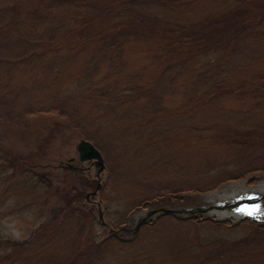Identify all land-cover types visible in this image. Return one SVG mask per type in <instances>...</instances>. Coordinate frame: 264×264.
Wrapping results in <instances>:
<instances>
[{"label":"rangeland","instance_id":"obj_1","mask_svg":"<svg viewBox=\"0 0 264 264\" xmlns=\"http://www.w3.org/2000/svg\"><path fill=\"white\" fill-rule=\"evenodd\" d=\"M48 1L0 0V264H229L235 256L264 264V236L224 205L242 190L264 199V142L244 149L225 140L237 129H264V90L247 91V79L264 74V0H135L156 23L200 25L242 11L247 22L193 55L223 65L227 86L240 82L245 93L195 100L190 83L155 84L153 39L137 36L123 49L120 75L97 83L134 86L139 76L122 104L100 90L87 95L85 53L46 50L57 43L38 49L39 36L55 34L44 24ZM9 5L17 15L6 14ZM24 17L40 33L26 32ZM50 61L61 63L53 69ZM171 61L177 79L188 75ZM81 139L101 154L98 178L91 161H77ZM106 234L118 241L103 244Z\"/></svg>","mask_w":264,"mask_h":264},{"label":"trees","instance_id":"obj_2","mask_svg":"<svg viewBox=\"0 0 264 264\" xmlns=\"http://www.w3.org/2000/svg\"><path fill=\"white\" fill-rule=\"evenodd\" d=\"M168 1H177V4H179L181 1L187 0ZM70 2L71 0H49L48 4H44L47 6V11L53 9L51 16L49 15L44 19V24L47 26L46 31L48 32L54 27L55 34L50 41L37 34L39 37L35 44L38 45L39 50L40 48L44 50V45L50 43L59 44V46L53 48L46 47V50H53L56 56L60 57L61 55L58 52L65 50L85 53L86 59L81 65L79 78H84L87 83L85 89L87 95L100 90L101 94L113 96L116 103L119 102L120 104L124 103L125 99L130 97V95H135V90H139V86L136 83L139 76L132 77V81L135 83L133 84L134 86L126 83L127 81L125 80L119 82L120 78H112L114 82H119L114 86L104 85L106 87H101L102 85L97 86V83L109 76L120 75L123 63L121 60L123 49L130 39H136L137 36L147 41L153 39L150 50L156 67L154 80H152L155 84L160 81H169L176 82L183 87L190 83L193 86L195 95H199L195 100H201L202 97L209 100L221 94L238 96L245 93V91L241 92V90L245 89H243V85L240 82H231V85L227 86V78L230 72L223 65L212 61L199 63V61L195 60L196 56L193 55L205 45L225 41L228 34H232L237 27L247 22L248 18H243L242 11L236 12V10H232V13H228V17L224 13L214 18L207 17L200 25L188 22H171L169 20L156 23L150 17V15L156 16V14L148 13L145 10V5L142 4L143 7H140L135 4V0H85L84 4H69ZM159 3H162V0H159ZM15 8L10 5L6 6V14L11 9L12 13L17 15ZM27 14L36 15V11L27 10L25 15ZM22 19L25 20L24 26L29 28L26 32L37 31L40 33V30L33 28L32 22L30 27H28L29 23H27L25 17ZM47 19L48 22H46ZM148 21L154 23H149ZM60 22L63 23L60 25L58 24ZM63 43L67 45H63ZM37 56L42 55L34 53V58ZM67 59L69 58L66 55L64 60L67 61ZM170 59H172L171 62H177V67L180 70L187 69L188 75L186 74L185 77L177 79L176 72L178 71L176 70L172 73L168 70ZM50 62L53 69L61 63ZM104 65H108L109 69H105L104 72L97 75L100 66ZM247 82L250 87L247 91L253 93V97L260 96L259 92L264 90V74H256L247 79ZM120 83L125 84L121 86ZM117 105L115 104L111 110H114ZM106 107L111 106L107 105ZM123 110L120 105L116 114L120 115ZM254 131L257 130L252 127L237 129L236 133L233 132L229 134L227 139H224L230 142L236 140V145L244 149L256 148L264 142V129L259 130L257 133H253ZM222 139L219 137L218 140L221 141ZM261 170L264 171V169ZM110 226L112 227L113 225L110 224ZM254 227L264 236L263 227ZM109 239L118 241L115 236L106 234L104 239H102L103 244ZM120 242L125 243L123 240ZM226 261L229 264H244L242 256L228 258Z\"/></svg>","mask_w":264,"mask_h":264},{"label":"water","instance_id":"obj_3","mask_svg":"<svg viewBox=\"0 0 264 264\" xmlns=\"http://www.w3.org/2000/svg\"><path fill=\"white\" fill-rule=\"evenodd\" d=\"M77 151V160L79 162L91 161L92 165L96 168V177L98 178L99 173L103 170L104 165L100 152L87 140L81 139L76 144ZM71 161L73 159H70ZM67 168H75L72 164H68ZM99 188L97 183L95 190L90 192V195L94 194L95 191ZM88 197V194L85 195V198ZM98 217L101 218V213L99 205L97 204Z\"/></svg>","mask_w":264,"mask_h":264},{"label":"bare ground","instance_id":"obj_4","mask_svg":"<svg viewBox=\"0 0 264 264\" xmlns=\"http://www.w3.org/2000/svg\"><path fill=\"white\" fill-rule=\"evenodd\" d=\"M90 162V161H89ZM175 219V218H174ZM178 219V218H177ZM181 219V218H180ZM176 220V219H175ZM179 220V219H178ZM180 221V220H179ZM112 240V239H111ZM133 242H134V239H133ZM123 245V244H122Z\"/></svg>","mask_w":264,"mask_h":264}]
</instances>
